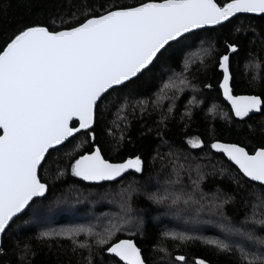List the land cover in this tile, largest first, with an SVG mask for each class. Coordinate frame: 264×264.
<instances>
[{
    "label": "snow or ice",
    "instance_id": "1",
    "mask_svg": "<svg viewBox=\"0 0 264 264\" xmlns=\"http://www.w3.org/2000/svg\"><path fill=\"white\" fill-rule=\"evenodd\" d=\"M6 9L7 5L5 14ZM241 16L264 21V0H141L131 6L83 0L82 7L67 13L49 11L47 21L30 19L18 24L0 46V236L28 210H33V220L39 223L45 212L64 203L61 198L47 205L44 201L50 185L70 176L101 187L105 182H126L115 194L119 212L102 231L88 224L39 233L41 240L69 242L78 264H149L131 238L144 229L136 204L140 196L154 205H166L164 214L174 218L200 222L201 214L207 213L210 219L203 222L219 227L224 238L205 243L235 264H264V146L249 150L241 142L216 138L215 125L207 122V142L199 137L185 140L189 149H199L202 155L185 154L186 164L179 167L173 161L171 174L161 181L158 176L144 177L141 155L114 162L105 157L98 141L109 106L131 95V86L157 68L171 73L159 89L164 95L157 97V102L169 101L159 123L167 126L173 102L186 91L192 98L187 99L181 120L193 119L201 105L196 97L201 90L194 81L201 75L207 79L210 58L219 72V94L230 106L231 116L221 112L220 118L246 122L258 114L259 133L264 136V83L254 76L249 87L258 92H234L233 56L239 55L245 42L259 40L264 48V26L253 27L250 22L223 31ZM197 41L200 47L175 71V51L191 49ZM201 82L203 89L212 90L211 83ZM215 110L213 105L206 112ZM141 111L147 109L141 107ZM248 127L255 135L257 130ZM123 142L121 135L112 150L119 151ZM61 155L64 163L49 171V162ZM170 155L180 159L175 152ZM184 174L188 185L183 183ZM223 181L230 187L225 188ZM206 182L217 183L205 191ZM97 195L103 199L112 193ZM233 208L242 211L234 216ZM125 233L129 238H122ZM163 235L180 242L174 247L198 239L187 231ZM80 236L85 239H77ZM154 248L162 253L159 260L164 264H188L182 253L173 255L159 245ZM6 251L0 246V256ZM195 264L210 262L197 259Z\"/></svg>",
    "mask_w": 264,
    "mask_h": 264
},
{
    "label": "trees",
    "instance_id": "2",
    "mask_svg": "<svg viewBox=\"0 0 264 264\" xmlns=\"http://www.w3.org/2000/svg\"><path fill=\"white\" fill-rule=\"evenodd\" d=\"M91 2L94 4L131 6L141 2V0H91ZM218 2L223 3L224 0H218ZM82 6L83 0H0V46L4 44L20 23L28 22L30 19L47 21L49 11L56 12L59 9L61 12L67 13ZM250 22L253 27L264 26V21H260L259 18L250 21L241 16L234 18L233 23L223 31L234 30L237 26L243 28ZM199 47V41H197L191 49L175 51L173 55L175 71H180L183 60L187 56H192ZM208 63L210 70L207 73V79L201 75L198 80L194 81L201 90L200 93L196 94L201 105L196 110L195 117L191 120L187 118L181 120L184 105L187 103V99L192 98V94L186 91L180 94L178 100L173 102L175 107L166 127L161 125L159 121L161 112L167 111L169 101L160 99L157 102V97L164 95L159 92V89L171 73L163 68H157L137 80L131 86L134 89L131 95H128L127 98L122 96L119 101L114 102L105 111L103 124L100 125V128L104 129L103 134H100L98 129V141L103 148L105 157L118 162L129 155H141L145 159L144 177L158 176L162 181L166 175L171 174L173 161L179 167L180 164H186L183 159L185 154L202 155L199 149H189L185 140L188 137H199L207 142L209 139L207 122L215 125L216 138L230 142H241L249 150L264 146V136L259 133L261 121L258 114L250 120L246 118V122H238L234 117L230 120L220 118L221 112H226L231 116L230 108L223 101L218 91V69L211 66V58ZM232 71L235 77V94H253L254 91H259V89L249 87V81L254 76L257 77V82L264 83V48H261L259 40L255 44L247 42L242 44L239 55H234L232 58ZM201 81L211 83L213 85L212 90L203 89ZM166 94L172 95L171 92ZM213 105L216 106L215 112L207 114L206 109L213 107ZM141 107L146 108L147 111L142 112ZM248 125L257 130L255 135L249 130ZM109 130L111 134H109ZM121 135L124 137L123 147L119 151L112 150V146ZM80 139H84V137L81 136ZM87 147L88 144H85L84 148ZM173 152L180 156L179 160L176 156L170 155ZM64 160L62 155L58 160L53 158L49 162L48 170L52 171L57 164L62 165ZM41 175L43 176L45 173L42 171ZM133 178V176H128L129 180ZM135 178L139 179V176ZM182 180L185 185H188L187 174L182 176ZM215 183L217 182H206L205 191L213 187ZM220 183H223L225 188L230 187L227 181ZM125 186L126 182L104 183L102 187L87 185L70 176L58 181L54 186L50 185V191L47 194L48 200H45L44 204L47 205L49 200L55 198H61L65 202L52 211L45 212L39 223L33 220V210H28L27 215L13 224L1 240V246L7 251L6 255L0 256V264H78L79 257L73 255L69 248V242L41 240L38 238L39 233L88 224H91L95 230L102 231L107 226L108 219L119 212V205L115 202L118 197L115 194ZM105 191H110L112 195L103 199L97 195V193ZM77 198H79V203L76 202ZM136 204L138 209H141L139 215L143 218L144 229L142 233L131 238L137 241L138 246L141 247L145 257L149 260V264H164L163 261L159 260L162 253H159L154 245L167 248L173 255L177 253L186 255L188 264H195L196 259H205L210 264H235L233 259L218 254L213 247L203 241L207 237L224 238V233L219 227L212 223L203 222L210 219L207 213L201 214L200 222H194L188 217L181 219L165 215L166 205H154L144 196H140L136 200ZM241 211L242 209L239 208L230 210L234 216H238ZM181 231L196 235L198 239L189 241L180 247H174V244L180 242H173L170 237L163 235L164 232ZM122 238L129 237L125 233ZM77 239L84 240L85 237L80 236Z\"/></svg>",
    "mask_w": 264,
    "mask_h": 264
},
{
    "label": "rangeland",
    "instance_id": "3",
    "mask_svg": "<svg viewBox=\"0 0 264 264\" xmlns=\"http://www.w3.org/2000/svg\"><path fill=\"white\" fill-rule=\"evenodd\" d=\"M218 111H220L219 110V108H218ZM61 229V228H60ZM97 231V230H96ZM212 239H215V238H213V237H207L206 239H203V241L205 242V241H207V240H212Z\"/></svg>",
    "mask_w": 264,
    "mask_h": 264
},
{
    "label": "water",
    "instance_id": "4",
    "mask_svg": "<svg viewBox=\"0 0 264 264\" xmlns=\"http://www.w3.org/2000/svg\"><path fill=\"white\" fill-rule=\"evenodd\" d=\"M226 103V102H225ZM229 108H230V106H229ZM85 183V182H84ZM105 183H113V182H105ZM87 185H89V184H87ZM2 237L3 236H0V246H1V240H2ZM197 260V259H196ZM196 262V261H195Z\"/></svg>",
    "mask_w": 264,
    "mask_h": 264
}]
</instances>
